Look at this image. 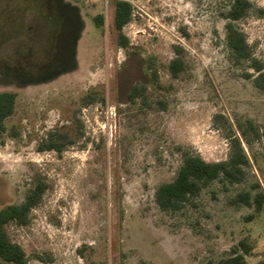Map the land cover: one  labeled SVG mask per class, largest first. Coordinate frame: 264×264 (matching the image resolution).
I'll list each match as a JSON object with an SVG mask.
<instances>
[{
	"label": "rangeland",
	"instance_id": "374dc122",
	"mask_svg": "<svg viewBox=\"0 0 264 264\" xmlns=\"http://www.w3.org/2000/svg\"><path fill=\"white\" fill-rule=\"evenodd\" d=\"M55 1L0 0V91L17 93L7 125L18 131L0 135V207L21 202L37 179L45 186L27 223L5 226L25 264H213L241 240L252 246L248 264L264 258V206L229 203L256 182L264 189V144H246L237 129L250 120L264 130V93L226 48L230 0H128L124 48L116 0ZM248 1L233 24L264 65V0ZM175 57L178 77L168 70ZM133 85L145 87L144 101H129ZM91 90L104 100L77 111L83 135L61 152L37 151L46 132L74 126ZM235 135L250 161L241 182L212 181L177 211L156 205L182 152L222 161Z\"/></svg>",
	"mask_w": 264,
	"mask_h": 264
},
{
	"label": "trees",
	"instance_id": "16d2710c",
	"mask_svg": "<svg viewBox=\"0 0 264 264\" xmlns=\"http://www.w3.org/2000/svg\"><path fill=\"white\" fill-rule=\"evenodd\" d=\"M250 7L248 0H230L228 8L221 12V16L227 20L225 24V45L229 51L232 62L240 65L248 62L254 73L246 74L252 77V83L259 91L264 93V65L260 60L252 56L249 45L243 33L238 30L233 22L242 18ZM132 17V4L128 0H116L114 2L113 27L118 34V45L126 47L127 38L122 34V27ZM97 27L102 26L103 16L98 14L93 17ZM184 69L183 61L175 57L170 60L168 70L172 77H178ZM145 87L133 85L127 93L129 101L141 97L145 100ZM96 90L86 92L79 98L78 107L73 112L74 126L66 129H52L40 138L36 145L37 151L53 150L61 152L65 147L75 142L76 138L83 135L82 123L76 113L81 107L93 102L103 101ZM17 93L11 90L0 91V135L9 134L15 136L18 131L14 126L8 127L7 119L16 111ZM216 118L223 119L222 115ZM237 129L246 144H249V137L258 139L264 144V130H260L250 120L238 124ZM250 161L241 144L240 137L233 136L230 143V154L227 159L216 162H207L196 154L188 152L181 153V162L172 180L159 184L153 194L154 202L163 211H177L191 198L198 196L203 188H206L212 181H219L224 187L239 183L245 176L244 167L249 166ZM256 192L251 195L249 191H240L230 200L232 205H245L252 207L255 212L260 211L264 206V189L259 182L254 184ZM44 184L36 180L33 187L24 195L21 202L8 204L0 207V264L3 262L13 264H25V254L21 247L12 242L6 232L5 226L9 222L26 224L29 211L38 203L44 191ZM252 246L244 240L232 247L229 254L220 258L213 264H248L245 255L249 254ZM140 264H146L144 262ZM254 264H264V258Z\"/></svg>",
	"mask_w": 264,
	"mask_h": 264
},
{
	"label": "flooded vegetation",
	"instance_id": "af4514ba",
	"mask_svg": "<svg viewBox=\"0 0 264 264\" xmlns=\"http://www.w3.org/2000/svg\"><path fill=\"white\" fill-rule=\"evenodd\" d=\"M51 2H50V5H53V6H55V8H57L58 6H57V4H58V2L57 1H55V0H50Z\"/></svg>",
	"mask_w": 264,
	"mask_h": 264
}]
</instances>
